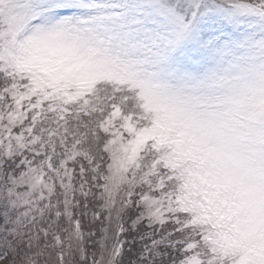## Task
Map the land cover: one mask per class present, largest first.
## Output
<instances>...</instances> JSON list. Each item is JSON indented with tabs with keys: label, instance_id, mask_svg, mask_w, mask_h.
Instances as JSON below:
<instances>
[{
	"label": "rangeland",
	"instance_id": "374dc122",
	"mask_svg": "<svg viewBox=\"0 0 264 264\" xmlns=\"http://www.w3.org/2000/svg\"><path fill=\"white\" fill-rule=\"evenodd\" d=\"M0 264H264V0H0Z\"/></svg>",
	"mask_w": 264,
	"mask_h": 264
},
{
	"label": "trees",
	"instance_id": "16d2710c",
	"mask_svg": "<svg viewBox=\"0 0 264 264\" xmlns=\"http://www.w3.org/2000/svg\"><path fill=\"white\" fill-rule=\"evenodd\" d=\"M132 227V225H128L130 231H127L126 234L129 235L130 232L129 241L135 242L133 245L138 243L146 244L149 247L150 243H152L154 251L160 253L159 259L166 256L175 258V260L177 259L179 249L184 245L182 242L184 239L180 236L183 229L178 228V224L175 221H170L166 226L157 225L156 227L145 228V225L141 223L135 230ZM196 249L200 251V247H196Z\"/></svg>",
	"mask_w": 264,
	"mask_h": 264
}]
</instances>
